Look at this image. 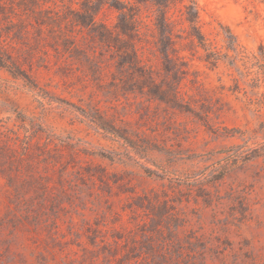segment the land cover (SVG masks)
Wrapping results in <instances>:
<instances>
[{
    "label": "rangeland",
    "instance_id": "rangeland-1",
    "mask_svg": "<svg viewBox=\"0 0 264 264\" xmlns=\"http://www.w3.org/2000/svg\"><path fill=\"white\" fill-rule=\"evenodd\" d=\"M195 2L0 0V264H264V0Z\"/></svg>",
    "mask_w": 264,
    "mask_h": 264
},
{
    "label": "trees",
    "instance_id": "trees-1",
    "mask_svg": "<svg viewBox=\"0 0 264 264\" xmlns=\"http://www.w3.org/2000/svg\"><path fill=\"white\" fill-rule=\"evenodd\" d=\"M138 1H149L156 8V18L154 24L159 31H164L163 39L167 37L166 29L168 27V22L166 20V9L169 7V3L173 0H138ZM181 2L182 7L179 9L181 11V15H183L184 20L188 23L191 32L188 33V38L191 43L195 47H200L205 51L206 61L213 62V55L217 52L216 46H211L212 42L201 32L199 26V10L197 7V3L195 0H188L187 3H184V0H179ZM132 14V13H130ZM219 24V23H218ZM221 26V25H220ZM218 35L219 32H216ZM223 41L226 43V47L229 48V44L233 46L236 45L235 41H233V36L231 35H223Z\"/></svg>",
    "mask_w": 264,
    "mask_h": 264
}]
</instances>
